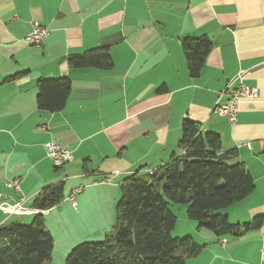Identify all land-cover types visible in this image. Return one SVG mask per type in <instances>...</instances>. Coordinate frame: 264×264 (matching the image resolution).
Wrapping results in <instances>:
<instances>
[{"label": "crops", "instance_id": "obj_1", "mask_svg": "<svg viewBox=\"0 0 264 264\" xmlns=\"http://www.w3.org/2000/svg\"><path fill=\"white\" fill-rule=\"evenodd\" d=\"M33 24L48 31L40 47L24 41ZM200 37L211 48L191 78L181 41ZM99 47L110 70L68 66L69 56ZM239 72L259 95L240 100L230 124L213 108ZM63 77L71 82L63 110L39 111L37 82ZM183 120L217 134L221 152L234 154L229 163L253 180L252 194L222 214L240 228L262 217L258 229L220 239L183 220L185 234L206 244L186 264H264V0H0V227L28 224L39 213L33 198L62 182L64 199L41 212L54 246L57 234L100 240L114 225L121 181L180 154ZM49 142L70 152L63 167L45 156ZM14 179L20 192L8 186Z\"/></svg>", "mask_w": 264, "mask_h": 264}, {"label": "trees", "instance_id": "obj_2", "mask_svg": "<svg viewBox=\"0 0 264 264\" xmlns=\"http://www.w3.org/2000/svg\"><path fill=\"white\" fill-rule=\"evenodd\" d=\"M181 47L189 76L197 78L211 41L186 38ZM67 64L72 69L108 71L113 61L108 48L99 47L69 56ZM36 90L38 110L53 114L65 107L71 82L66 77L42 79ZM178 149L180 154L152 175L134 173L121 181L111 230L101 242L74 246L65 264H186L206 244H197L191 237H171L176 217L170 204L185 205L186 218L197 224V230L210 231L215 239L240 237L262 225V217L257 216L241 229L221 213L249 197L254 183L243 164L229 163L234 154L221 152L217 134L203 133L199 124L183 120ZM63 189L59 182L33 198L30 207L39 213L29 224L16 222L0 229V264H52L54 240L41 212L61 203Z\"/></svg>", "mask_w": 264, "mask_h": 264}, {"label": "built area", "instance_id": "obj_3", "mask_svg": "<svg viewBox=\"0 0 264 264\" xmlns=\"http://www.w3.org/2000/svg\"><path fill=\"white\" fill-rule=\"evenodd\" d=\"M48 31L38 24H33L31 30L25 35L24 41L32 47H40L43 41L46 39ZM244 73L239 72L227 85L226 89L218 97L216 104L214 105L213 112L226 119L230 124L236 120L237 106L240 100H255L258 98V91L256 88L249 87L244 82ZM264 144V140H262ZM45 156L51 160L55 168H61L69 160H71L70 152L61 147L60 145L49 142L44 145ZM155 171V170H154ZM153 170H148L147 175H152ZM103 182H109V179L105 178ZM15 192H20L19 181L14 179L9 182L8 185ZM82 192V187H77L72 190L70 201L75 204L74 195ZM22 209L21 203H16L12 207V213Z\"/></svg>", "mask_w": 264, "mask_h": 264}, {"label": "rangeland", "instance_id": "obj_4", "mask_svg": "<svg viewBox=\"0 0 264 264\" xmlns=\"http://www.w3.org/2000/svg\"><path fill=\"white\" fill-rule=\"evenodd\" d=\"M140 171H138L136 173L139 175ZM146 172L144 174H140V175L146 176L147 175ZM170 209L176 215V223H175V227H174L173 231L171 232V237H173V238L191 237L194 242H196L197 244H201V243H199V239L195 240L192 236L185 234L187 232H185L186 227H185V224L183 223V220H185L186 222L191 224L188 228L192 227V229L193 228L196 229V226H197V224L195 222L190 221L187 218H185V216H184L185 215L184 214L185 205H183V204L171 205L170 204ZM222 212H224V211H222ZM30 222H28V224ZM186 231H188V229ZM55 239H56L57 244L54 246V249L52 252V256H51L52 257V259H51L52 264H65V259H66L67 255L70 253L71 249L74 246L78 245L79 243H82V242H77V238L72 239V238H69L68 236H63L62 234H57ZM103 240H104V237L100 238V240L84 241V242H101ZM66 253H68V254H66Z\"/></svg>", "mask_w": 264, "mask_h": 264}, {"label": "water", "instance_id": "obj_5", "mask_svg": "<svg viewBox=\"0 0 264 264\" xmlns=\"http://www.w3.org/2000/svg\"><path fill=\"white\" fill-rule=\"evenodd\" d=\"M10 224H5V225H2L1 227H0V229H2V228H6V227H8Z\"/></svg>", "mask_w": 264, "mask_h": 264}]
</instances>
